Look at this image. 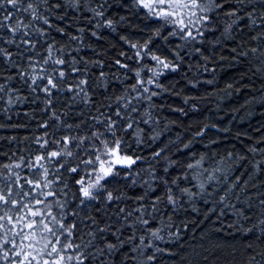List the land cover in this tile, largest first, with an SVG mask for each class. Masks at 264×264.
Wrapping results in <instances>:
<instances>
[{
  "label": "snow or ice",
  "instance_id": "snow-or-ice-1",
  "mask_svg": "<svg viewBox=\"0 0 264 264\" xmlns=\"http://www.w3.org/2000/svg\"><path fill=\"white\" fill-rule=\"evenodd\" d=\"M101 29L111 81L78 58ZM0 42V129L27 128L12 81L43 105L0 152V264H264V0H0Z\"/></svg>",
  "mask_w": 264,
  "mask_h": 264
},
{
  "label": "trees",
  "instance_id": "trees-1",
  "mask_svg": "<svg viewBox=\"0 0 264 264\" xmlns=\"http://www.w3.org/2000/svg\"><path fill=\"white\" fill-rule=\"evenodd\" d=\"M127 2L129 4H131V0H127ZM133 10L131 8L128 9V13H131ZM74 13L70 10L69 11V17H71ZM126 13L124 11H120V15H125ZM85 15H90V13H85ZM118 18V17H117ZM130 19H132L131 16H129ZM95 24V21H92V23L90 25H88L89 27H92ZM77 26H83V22H81L80 25ZM118 29L120 30V35H124V34H129L130 38L135 39L139 36V33H137L135 30L129 29L127 27V25H118L117 26ZM71 30V29H70ZM101 32L104 36L103 39H97V38H92L90 36V34H86L85 35V39L82 42V46H81V51L78 54V58L79 56H87L89 59H102L105 61V64L103 66L100 65H90V71L91 73H95V74H99L100 71H104L110 74L109 76V80L111 81L112 79V74H117V75H122V71L121 72H117V66L114 65L112 57L115 56L117 54L118 51L120 50H125V46L122 45V43L119 40V36L116 35L115 33H111L110 30L107 29H101ZM76 34V33H74ZM55 35V34H54ZM17 39H19V37H17ZM56 39L60 42V43H65L67 41V37H63V39H61L60 36H56ZM0 44H2V42H0ZM91 44L93 47L92 48H88L85 47L84 45H88ZM6 47H9L10 50L15 51V47L14 46H8V45H3ZM46 47V45H45ZM130 51V50H129ZM71 55H77V53L75 51H73V53ZM146 62H150V61H146ZM83 63H81L78 67H83ZM5 64L3 63L2 58H0V70H3L5 68ZM12 72L15 71V69H11ZM189 76L192 75L191 72L188 73ZM177 77H174L172 74L167 75L166 77L162 78L163 83L168 84V81L172 80V79H176ZM93 81H94V77H93ZM3 81L0 80V83H2ZM185 82L180 80L177 84H176V89L179 90L183 84ZM11 87L13 88H21V92L24 96H26L28 99L26 100V102L24 104H15L11 106V119L8 120L7 122L10 124H20V125H27V128H21L19 130H15V129H0V136H11V135H15L17 136L18 140L17 141H0V152H5L8 149H15L17 151V157L21 154L27 156L28 153L27 152H23L21 153L19 151V149H25L29 147V142L25 141L23 138L26 135H39L41 133L39 132H35L34 129L36 128V125L38 123V121L34 118L33 115L30 114H26V110H32L35 109V116H40V108L43 107L41 101H37L35 104L32 103L33 100H35V96L29 95V90L26 87H21L20 82L17 81H12L11 82ZM109 91H111V89H109ZM185 94H188L187 92H185ZM3 94L0 93V96H2ZM13 97H15V93L12 94ZM167 95V94H165ZM43 99V97H41V100ZM4 100H6V96L4 97ZM4 100H0V108H3V104H4ZM163 99H157V103H162ZM170 103H175L176 105L182 106V101L179 98H175L174 101L170 100ZM62 104H58L56 105L57 108L62 107ZM84 104L80 103L79 107L77 109H75L77 112L84 108ZM17 110H19V114H17ZM162 115L164 116H169L170 118H175V115L171 112V111H165L162 113ZM83 118V117H81ZM258 118V117H257ZM5 118H4V114L3 112H0V123H4ZM226 123V121H225ZM248 122L247 121H240L241 125L246 126ZM161 127H163V124L161 123ZM180 131L179 127H174L173 129V135L175 134V132ZM236 129H233V135L235 133ZM129 136L131 135V133L128 134ZM231 141H229L228 146H230ZM224 146V145H222ZM238 146V145H237ZM31 147L33 148L34 151H37L38 148L34 145V143L31 145ZM133 147H135V144L133 143ZM139 154V153H138ZM2 162V161H0ZM144 165H140V167H143ZM162 168V165H161ZM137 169H133V172H135ZM175 173H173L174 175ZM133 192L139 193L140 191H142V187L141 186H137L136 188L132 189ZM197 223H199V221H197ZM175 230V229H173ZM189 236L191 235H196V240L195 241H190L189 243L195 247L196 244H199L200 238L198 233L193 234L189 231ZM221 236L227 238V234L226 233H221ZM233 236H235V233H232ZM237 240H239V237H237ZM161 245L163 246V244L167 243V241H162L160 242ZM205 247H207V244L205 243L204 245ZM238 258V257H237Z\"/></svg>",
  "mask_w": 264,
  "mask_h": 264
}]
</instances>
